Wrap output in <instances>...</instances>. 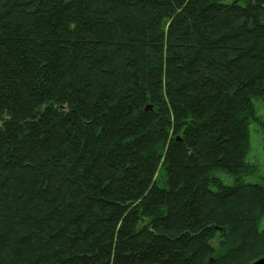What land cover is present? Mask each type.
<instances>
[{"label": "trees", "instance_id": "16d2710c", "mask_svg": "<svg viewBox=\"0 0 264 264\" xmlns=\"http://www.w3.org/2000/svg\"><path fill=\"white\" fill-rule=\"evenodd\" d=\"M254 98L264 0H0V264L264 257Z\"/></svg>", "mask_w": 264, "mask_h": 264}, {"label": "rangeland", "instance_id": "374dc122", "mask_svg": "<svg viewBox=\"0 0 264 264\" xmlns=\"http://www.w3.org/2000/svg\"><path fill=\"white\" fill-rule=\"evenodd\" d=\"M255 119L250 124V147L246 154V161L254 166V169L241 175L244 183H260L264 185V101L261 98H254ZM158 178L159 185L163 186L165 175L163 169L160 170ZM216 176L229 185L235 184L236 178L226 172H216ZM212 189L217 190V186L212 185ZM259 230H264V215L259 222Z\"/></svg>", "mask_w": 264, "mask_h": 264}, {"label": "water", "instance_id": "95a60500", "mask_svg": "<svg viewBox=\"0 0 264 264\" xmlns=\"http://www.w3.org/2000/svg\"><path fill=\"white\" fill-rule=\"evenodd\" d=\"M252 264H264V257L257 259Z\"/></svg>", "mask_w": 264, "mask_h": 264}]
</instances>
